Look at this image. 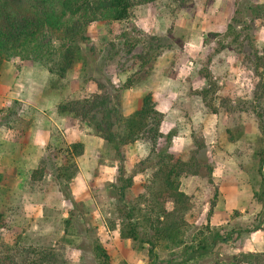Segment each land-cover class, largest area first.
I'll list each match as a JSON object with an SVG mask.
<instances>
[{
    "label": "rangeland",
    "instance_id": "374dc122",
    "mask_svg": "<svg viewBox=\"0 0 264 264\" xmlns=\"http://www.w3.org/2000/svg\"><path fill=\"white\" fill-rule=\"evenodd\" d=\"M257 3L264 0H194L188 7L157 0L136 7L125 20L95 21L88 26L91 42L82 47L81 59L65 78L31 59L6 61L0 70V173L8 175L9 183L0 185V238L12 246L17 242L23 250H54L66 264H100L93 250L99 239L111 264L152 263L148 244L120 236L127 219L117 208L113 147L80 118L58 112L60 103L90 96L96 79L121 85L132 77L135 84L123 92L124 113L141 107L143 97L152 92L156 108H166L175 119L170 153L188 160L195 140L204 141V155L215 167L212 182L206 176L181 178L191 208L180 237L186 246L203 237L213 239L215 233L229 234L230 240L217 242L212 252L183 264H228L232 254L252 248L248 239H264V208L255 194L262 191L258 151L264 147V134L250 104L258 78L228 31L233 17L251 22L248 7ZM255 23L256 45L264 52V17ZM148 34L167 36L173 47L161 53L145 76L136 58L142 43L128 54L126 41ZM228 129L236 141L230 140ZM75 142H83L85 149L75 158L76 173L67 183L69 198L51 173L41 180L33 173L50 155L59 166L70 161ZM165 143L162 138L159 147ZM149 155L157 164L148 140L126 147L127 174H137L125 200L135 205L143 236L155 239L153 225L163 217L159 200L148 189L156 169L140 171ZM166 207L172 209L171 201ZM183 250L164 240L155 249L161 262L184 257Z\"/></svg>",
    "mask_w": 264,
    "mask_h": 264
},
{
    "label": "trees",
    "instance_id": "16d2710c",
    "mask_svg": "<svg viewBox=\"0 0 264 264\" xmlns=\"http://www.w3.org/2000/svg\"><path fill=\"white\" fill-rule=\"evenodd\" d=\"M157 0H0V70L6 61L16 57L31 59L36 64L56 73L60 78L67 77L82 57V47L89 45L91 37L88 35V26L95 21H119L130 17L136 7ZM182 7L191 6L194 0H174ZM253 12L251 22L233 17L228 31L234 35V41L246 53L245 61L252 67L257 76L252 99L250 101L258 128L264 134V52L256 45V19L264 17V4H254L248 7ZM241 26L238 30L237 27ZM244 36V37H243ZM243 37V38H242ZM242 38V39H241ZM163 35H146L145 39L136 42L126 41L127 53H132L138 43H142L143 51L136 55L141 62V69L148 76L153 65L161 53L171 49L173 44ZM56 41L59 46L56 47ZM249 49H247V45ZM112 46L115 48L116 44ZM92 47V51H94ZM244 48V49H243ZM114 57L110 56V61ZM144 76V75H143ZM135 80L130 77L121 85L112 80L105 83L96 79V89L90 96L62 102L58 105L60 114H72L80 118L91 127L95 134L110 144L116 154L117 176L114 191L119 194V208L127 223L120 228L122 238H130L139 243L148 244L152 258L151 264H183L212 252L219 241L227 242L230 235L215 233L213 239L203 237L195 245L186 246L185 239L181 238L182 228L186 224V213L191 208V196L181 190V178L185 175L206 176L212 182L214 164L208 161L205 150L208 145L204 141L195 140L196 149L188 160L175 158L170 153L175 130L165 133L161 130L164 113L156 108L153 93L148 92L142 100L141 107L126 115L123 109V92L132 87ZM216 86L215 83H212ZM211 85V86H212ZM208 90H204L205 94ZM230 132V140L238 138L234 131ZM165 144L159 147L161 139ZM139 140H148L152 143L153 153L158 157L157 164H153L149 155L142 164L144 171L154 167L151 190L155 199L159 200V213L162 219L153 225L156 238L144 237L136 217V207L127 204L126 192L134 185L137 173L127 174L126 147ZM71 159L63 165L53 162L48 156L43 158L33 173L35 180H41L46 173H51L62 186L66 197H71L68 182L74 177L77 168L76 157L83 154V142H75L71 146ZM260 156V172L262 179L261 193L255 192L264 208V147L258 151ZM51 159V160H50ZM138 172V171H136ZM9 178L0 173V185L8 184ZM120 184V185H118ZM154 188V189H153ZM156 189V190H155ZM171 201L172 209L167 210L166 203ZM122 203V204H121ZM126 206V208L124 207ZM216 206V199L212 201L211 209ZM69 222V220H68ZM159 240L170 242L175 247L184 248L186 254L180 259L160 261L155 251ZM93 250L100 264H111L110 254L103 243L96 239ZM228 264H264V251H250L247 253L232 254ZM54 250H42L35 247L20 249L17 242L14 246L5 243L0 238V264H66Z\"/></svg>",
    "mask_w": 264,
    "mask_h": 264
},
{
    "label": "crops",
    "instance_id": "0c3cea01",
    "mask_svg": "<svg viewBox=\"0 0 264 264\" xmlns=\"http://www.w3.org/2000/svg\"><path fill=\"white\" fill-rule=\"evenodd\" d=\"M3 67V66H2ZM2 84V83H1ZM7 84H10V81H7V83H5V84H2V86H3V89H2V91L4 90V88H5V86L7 85ZM143 95L144 94H142L141 95V98L143 97ZM129 100H131V99H129ZM132 101V100H131ZM126 106V105H125ZM127 107V106H126ZM140 108V106L138 107V108H135V109H130V110H128L127 112V114H131L132 112H134L135 110H137V109H139ZM158 110L159 111H161V112H163L164 113V116H165V118L163 119V122H162V126H161V130L163 131V132H166V131H168V130H170V129H172V127L173 126H175V119L174 118H172V115H171V113L170 112H168V111H166V108H164V107H158ZM171 115V116H170ZM168 118H169V120H168ZM262 244H264V239H248L247 240V246L248 247H252V248H250L249 249V251H256V249H255V247H257V251H264V245L263 246H261ZM258 247L259 248H263L262 250H260V249H258ZM254 248V249H253ZM245 251V250H244ZM249 251H246V252H249Z\"/></svg>",
    "mask_w": 264,
    "mask_h": 264
}]
</instances>
